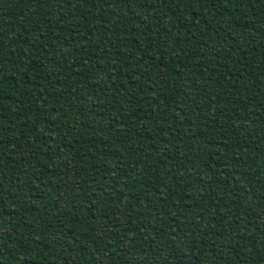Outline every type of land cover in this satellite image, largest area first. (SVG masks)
<instances>
[{
    "label": "trees",
    "instance_id": "16d2710c",
    "mask_svg": "<svg viewBox=\"0 0 264 264\" xmlns=\"http://www.w3.org/2000/svg\"><path fill=\"white\" fill-rule=\"evenodd\" d=\"M0 264H264V0H0Z\"/></svg>",
    "mask_w": 264,
    "mask_h": 264
}]
</instances>
